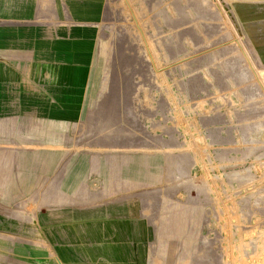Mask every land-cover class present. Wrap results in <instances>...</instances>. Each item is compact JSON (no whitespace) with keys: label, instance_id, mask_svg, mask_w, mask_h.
Returning <instances> with one entry per match:
<instances>
[{"label":"rangeland","instance_id":"1","mask_svg":"<svg viewBox=\"0 0 264 264\" xmlns=\"http://www.w3.org/2000/svg\"><path fill=\"white\" fill-rule=\"evenodd\" d=\"M1 1L67 17L78 0ZM82 1L97 32L79 116L35 118L33 141L0 120V264H57L53 237L105 222L145 264H264V0Z\"/></svg>","mask_w":264,"mask_h":264},{"label":"crops","instance_id":"2","mask_svg":"<svg viewBox=\"0 0 264 264\" xmlns=\"http://www.w3.org/2000/svg\"><path fill=\"white\" fill-rule=\"evenodd\" d=\"M96 19L95 4L82 0L69 3L67 17L0 15V120H11L14 130L22 131L21 140L33 141L32 135L43 131L41 121L29 127L35 118L72 123L79 116L95 44ZM3 124L0 132L8 131ZM52 143L55 144V139ZM8 156L7 152L0 154V163L6 162ZM107 224L86 230L85 235L80 232L77 241L66 235L57 240L53 237L50 241L56 243L57 256H53L56 263L130 264L131 257L134 264H145L143 253L138 261L133 258L134 247L132 255L127 256L124 235L117 236L113 230L119 225ZM170 227L181 231L184 223L175 222ZM57 245H61L59 253Z\"/></svg>","mask_w":264,"mask_h":264}]
</instances>
